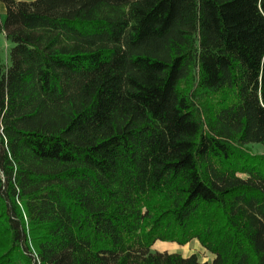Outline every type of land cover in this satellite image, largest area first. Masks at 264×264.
<instances>
[{
    "label": "trees",
    "instance_id": "1",
    "mask_svg": "<svg viewBox=\"0 0 264 264\" xmlns=\"http://www.w3.org/2000/svg\"><path fill=\"white\" fill-rule=\"evenodd\" d=\"M0 3V264H264V0Z\"/></svg>",
    "mask_w": 264,
    "mask_h": 264
},
{
    "label": "rangeland",
    "instance_id": "2",
    "mask_svg": "<svg viewBox=\"0 0 264 264\" xmlns=\"http://www.w3.org/2000/svg\"><path fill=\"white\" fill-rule=\"evenodd\" d=\"M4 18L5 15H3V20ZM11 45L12 44L9 41L6 40V42H4L0 37V58L2 62H8V50ZM253 150L260 152L261 147L255 145L253 146ZM152 249L156 251L176 252L182 255H189L190 253L195 252L202 260H208L210 257V254L200 247L196 239H192L184 245H179L175 242L157 240L153 244ZM30 264H33L32 259Z\"/></svg>",
    "mask_w": 264,
    "mask_h": 264
},
{
    "label": "crops",
    "instance_id": "3",
    "mask_svg": "<svg viewBox=\"0 0 264 264\" xmlns=\"http://www.w3.org/2000/svg\"><path fill=\"white\" fill-rule=\"evenodd\" d=\"M3 15H5V6H4L3 3H0V23H2L4 21L3 20ZM0 37H1V40L6 42V39H5V36H4L3 32L0 33Z\"/></svg>",
    "mask_w": 264,
    "mask_h": 264
},
{
    "label": "built area",
    "instance_id": "4",
    "mask_svg": "<svg viewBox=\"0 0 264 264\" xmlns=\"http://www.w3.org/2000/svg\"><path fill=\"white\" fill-rule=\"evenodd\" d=\"M31 257H32L33 264H41L38 256L35 254L33 250L31 251Z\"/></svg>",
    "mask_w": 264,
    "mask_h": 264
}]
</instances>
